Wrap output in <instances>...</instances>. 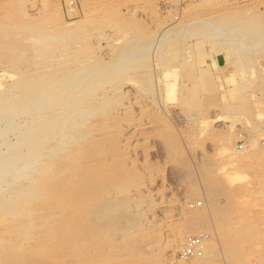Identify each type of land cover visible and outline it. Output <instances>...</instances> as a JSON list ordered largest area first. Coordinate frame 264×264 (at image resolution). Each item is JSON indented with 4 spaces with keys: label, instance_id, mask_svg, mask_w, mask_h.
Wrapping results in <instances>:
<instances>
[{
    "label": "rangeland",
    "instance_id": "rangeland-1",
    "mask_svg": "<svg viewBox=\"0 0 264 264\" xmlns=\"http://www.w3.org/2000/svg\"><path fill=\"white\" fill-rule=\"evenodd\" d=\"M36 73L53 84L79 81L64 94L67 103L85 104L70 130L81 158L75 184L90 172L97 195L115 209L107 239L83 236V243L47 225L14 239L19 225L0 218V264H19L15 257L25 264H202L211 243L218 246L213 264H232L219 209L233 221L253 217L254 241L243 242L242 255L264 264V0H0L1 97H16L27 87L22 75ZM25 106L12 116L16 127L0 116V142L15 150L0 144L10 170L17 151L29 154L35 141L21 136ZM16 135L30 148L19 147ZM212 179L220 185L215 196ZM35 216L27 222L43 219ZM200 235L208 241L203 255L183 257L186 239Z\"/></svg>",
    "mask_w": 264,
    "mask_h": 264
},
{
    "label": "bare ground",
    "instance_id": "bare-ground-1",
    "mask_svg": "<svg viewBox=\"0 0 264 264\" xmlns=\"http://www.w3.org/2000/svg\"><path fill=\"white\" fill-rule=\"evenodd\" d=\"M34 61H37V60L34 59ZM97 65H99V64H97ZM58 68L60 69V67H58ZM89 68H91V67H89ZM68 71H70V70H68ZM56 72L60 74L61 72H64V70L62 71V69H61V72L60 71L59 72L56 71ZM67 72L65 71L64 73H67ZM72 72H73V70H72ZM59 74H57V75H59ZM67 74H65V75L68 76ZM13 75H15V74H13ZM51 75H43V73L42 74L36 73V74H31V75H22L24 77V81H22V82H25V84L27 85L26 89L18 90L19 88H21V87H19L17 89V91L15 90V92H14L16 94V97H14V98H12V96H11V98H3V96L1 97L2 94H0V105L5 107L4 110L0 109V111L1 110L3 111V113L1 112L0 116H1V118H2V116H4V117L6 116V120L9 121V123L14 125L15 127L20 122V121H17L18 123L16 122L17 123L16 124V123H14L15 122L14 120H13L14 122L12 121V118L16 116L15 113L16 112L21 113L24 109H26V108L23 109L20 107L21 109L17 110V109H19V107H17V106L22 104V103H24V107H26L25 104L27 105V103L30 105L28 107L29 109L27 110L30 112V115L26 114V116L27 115L28 116L26 118L22 119L23 122H25V123L22 122V124H21V125H25L27 123L28 126H25L24 128L28 127V129L26 128L27 132L25 134L23 133L24 131L21 130L23 133V134L21 133L22 134L21 136L22 137L23 136H27V137L30 136V138L32 136V139L33 138L35 139L34 143H32V145H30L31 151L27 147H24V148L29 150V152H30L29 154H25V155L21 156V154H20L21 151L20 150L17 151V156L15 155V159H13V162H14V160L15 161L17 160L16 162H18V163H16V165L17 164L18 165L16 168H15V166H12L15 169L12 168L13 170H10L11 168L9 166L11 163L9 164V162L11 159L6 164H4L5 162L3 163L4 160L2 158L0 159V218H5L7 221H13L14 224L19 225L18 227H14V229H12L11 237L14 239L28 238L37 232L42 234V232L44 231V227L46 225L49 226V230L51 232H54V227H58L60 232H62V234L65 233L67 235V240H70V241L74 240L75 242H77L75 239H81L83 236L84 237L85 236L91 237V238L94 237V238H96V240L98 238L102 239V240L104 238L107 239V234H108L107 232L109 231L110 225H111L110 221L107 220V218H109L108 216L110 215L112 210L115 209L113 201L107 195H106L107 197H104V198H102L101 195H100V197L97 195L98 190H100L101 187L97 188V186L99 184L97 183L98 185H96V183H94L92 181L93 180L92 179L93 176L91 177L92 174L90 172L87 173L89 170L87 171V169H86V171H87L86 176H88V179L86 182H84L82 184L76 185L75 184V178L77 176L74 178V175H73V169H75V166H77V160L79 158L77 159L78 155H76L75 150L73 149V146H72V143L74 140L73 138H75V136H73L70 133V130L74 129L76 127V125L81 121L80 120L81 114L79 112L82 111L81 110L82 107H80V105L81 104L83 105L84 103H81L80 105L76 106V105H72V103L70 101V102H68V103H71L69 105L66 102L67 97L64 99V94L66 95L65 89H67V87L69 88V86H70V88H71V86L76 84V83L78 86L79 81H77L74 78L75 81H72V82L70 81L69 84L67 83V85L64 86L62 84H59V80L56 79L54 76V78L56 80H58V84H53L54 83L53 80L50 82L46 81V79L47 80L51 79ZM62 75H59V76L61 77ZM16 76H17L16 78H18V75H16ZM72 76H74V75L72 74ZM89 76H88V78H89ZM13 79H11V80H13ZM59 79H61V78H59ZM65 80H67V79H65ZM65 80L63 82H66ZM90 80H91V78H90ZM18 81H19V79H18ZM45 81L47 82V84ZM67 81H69V80H67ZM42 82H45V84L47 86L43 85ZM18 84L22 85V83H19V82H18ZM18 84L16 83L15 85L17 86ZM41 84L43 85V87L48 88V89L45 88V91L48 90V93L47 92H45V94L42 93L44 88H42ZM63 84H65V83H63ZM79 84H81V83H79ZM15 85H13V86H15ZM77 88H79V86L76 87V89ZM63 90H65V91H63ZM12 91H13V89H12ZM77 91L78 90H76V92ZM0 93H1V91H0ZM72 93H73V91H72ZM42 94H44V96ZM90 101H92V100H90ZM84 102H85V100H84ZM25 111L26 110H24V112ZM24 112H23V114H25ZM13 114H14V116H13ZM18 115L19 114H17V116ZM20 116H24V115L20 114ZM18 119H20V118H18ZM0 123H1V121H0ZM5 124H7V123L5 122ZM5 124H2V125L4 126ZM9 125H8V128H9ZM32 127L34 130L29 129ZM8 128L3 129V131H4L3 132L4 134L2 133L3 135H5L6 132H9V131H5V129L7 130ZM11 128H13V126ZM15 129L16 128H14V130ZM20 129H21V127L19 128V131H20ZM10 130L12 132V129H10ZM14 130H13V132H14ZM1 131H0V137H1ZM74 131H76V130L74 129ZM72 132H73V130H72ZM12 134L13 133H11V135ZM17 134H18V132H17ZM8 135H9V133L7 134V136ZM33 135H34V137H33ZM7 136H5V137H7ZM2 137H3L2 140H4L5 137L4 136H2ZM27 137H25V139H24V145H26L25 144L26 141H27L26 143L28 145L30 143V141L28 143V140H26ZM10 138L11 137H9V139H8V137H7V139L9 140L8 142L12 141V140L10 141ZM15 138H16L15 140L17 143L18 142L17 138H19V137H17V135H16ZM22 139L23 138H21V140ZM12 143H15V142H12ZM18 143L20 144V142H18ZM0 144H3V146L7 145L6 147H10L9 144H6V143H5L6 145L2 142H0ZM10 145H12V144H10ZM14 145H16V144H13L12 147H14ZM20 145H19V147L23 148L24 145L23 144H20ZM28 145H26V146H28ZM16 148H18V146H16ZM7 149L12 150L11 147L7 148ZM7 149H5V150H7ZM0 150H1V148H0ZM10 150H7V151L10 152ZM14 151L15 150H12L11 152L14 153ZM25 151H27V150H25ZM7 153L8 152H6V154ZM22 154H24V153L22 152ZM81 154H83V152L80 153V156H82V159H83L84 155H86V154H84V155H81ZM262 154H264V153H262ZM2 155H4V154L2 153ZM213 163H215V162H213ZM3 165L4 166L6 165L5 168L7 166L8 167L6 169H4ZM14 171L15 172L18 171L20 176L19 177L16 176ZM98 180H100V179H98ZM105 181H106V179H105ZM105 181H104V183H107ZM100 182H102V181L100 180ZM104 187H105V185H104ZM210 188H212L210 190L211 194L213 196H215L217 194V191L220 189L219 180L212 179V185ZM104 195H105V193H104ZM215 199H216V197H215ZM125 200H126V198H125ZM213 202H215V200ZM215 204L217 207H219V205H217V203H215ZM125 205H127V204H122V206H124V207H125ZM58 206L60 209H56V207H58ZM216 206H213V207H216ZM220 207H223V206H220ZM226 207H228V206H226ZM63 208H64V210H63ZM57 210H58V213H57ZM227 213H228V209H219L218 210V214L220 216L224 217V218H218V220L222 222V224H223L222 228L224 230V233L226 234L225 238H226L227 255H228L229 259L232 261V264H249L248 262L245 261V258L242 255L243 253H242L241 248L243 247L244 241L245 242L247 241V243H249L251 245L253 244L252 242L254 241V231H256V230H254V223L256 221L254 222L253 217H250V219L240 218V220L233 221V218H227V215H226ZM250 214H251V212H250ZM33 215H36L34 218H38V219L43 218V219L36 220L33 223H31V222L28 223L27 220L30 217H33ZM44 218H46V219H44ZM235 219H237V218H235ZM202 220L203 219H199L198 221H196L195 225L196 226H203L204 224H203ZM9 226H11V225H9ZM5 230H7V228ZM190 237L191 236H189L188 239H186L185 246H186L187 241L189 240ZM61 238H62V236H61ZM63 239H64V237H63ZM65 239H66V237H65ZM82 239H85V238H82ZM82 239H81V241H82ZM205 239H207V238H205ZM83 241H82V243H83ZM66 242L63 244L66 245ZM88 242H86V243H88ZM205 242L206 241L204 240V246H203V251H202L201 255H196L193 257H201L203 255L205 245L208 241L206 243ZM58 243L62 244V241L58 242ZM0 244H2V243L0 242ZM55 244L56 243H54L52 246L55 247ZM61 244H60V246H61ZM50 245H48V246H50ZM184 249H185V247H183V249H181V253L184 252ZM217 255H218V246L216 243H211L210 246L208 247V255L206 256V258L204 259L202 264H211V263L213 264L214 262H212V261H214V257ZM62 256H65V255L62 254ZM183 257H185V256L183 255ZM15 258L19 264H25V262H26L23 257H21V258L15 257ZM29 261H31V260H29Z\"/></svg>",
    "mask_w": 264,
    "mask_h": 264
},
{
    "label": "built area",
    "instance_id": "built-area-1",
    "mask_svg": "<svg viewBox=\"0 0 264 264\" xmlns=\"http://www.w3.org/2000/svg\"><path fill=\"white\" fill-rule=\"evenodd\" d=\"M205 238V235L191 236L187 241L184 252L182 254L187 258L196 255H201Z\"/></svg>",
    "mask_w": 264,
    "mask_h": 264
}]
</instances>
